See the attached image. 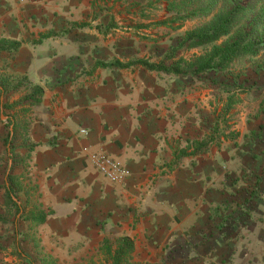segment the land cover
I'll return each instance as SVG.
<instances>
[{"label":"crops","instance_id":"1","mask_svg":"<svg viewBox=\"0 0 264 264\" xmlns=\"http://www.w3.org/2000/svg\"><path fill=\"white\" fill-rule=\"evenodd\" d=\"M94 2L0 0V73L40 91L14 175L46 214L42 237L104 264H264L263 149L245 133L202 142L192 97L123 65ZM84 147L121 177L104 178Z\"/></svg>","mask_w":264,"mask_h":264},{"label":"rangeland","instance_id":"2","mask_svg":"<svg viewBox=\"0 0 264 264\" xmlns=\"http://www.w3.org/2000/svg\"><path fill=\"white\" fill-rule=\"evenodd\" d=\"M94 3L101 6L97 20L105 21L107 31L112 29L116 49L129 55L132 58L129 62L145 60L161 64L163 70L151 71L179 85L192 97L198 108V112L193 109V119L203 120L202 142L220 144L245 133L249 140H255L254 151L262 148L264 152V0H95ZM236 5L242 9L235 12L228 35L206 44L190 45L193 39L189 33H200L205 25L228 15ZM238 34H246V39L228 51ZM4 48L0 43V51ZM0 88V264H30L19 251L28 255L33 264H104L97 252L80 257L60 246L63 241L58 237L47 242L40 223L30 219L40 212L38 204L33 198H26L32 196L28 191L20 193L14 172L23 169L24 163L25 168L28 165L23 160L25 155L20 157L16 148L29 124L36 89L4 73H0ZM9 130L13 131L8 137ZM185 146L191 150L195 147L193 143ZM9 154L13 163L7 180L20 210L10 203L5 192V175L11 165Z\"/></svg>","mask_w":264,"mask_h":264},{"label":"trees","instance_id":"3","mask_svg":"<svg viewBox=\"0 0 264 264\" xmlns=\"http://www.w3.org/2000/svg\"><path fill=\"white\" fill-rule=\"evenodd\" d=\"M239 9H242V7L240 5H236L234 6L233 10L226 16L222 15V18L218 17L215 18L214 20L211 21L210 25H205L203 27V29L200 31V33L194 31L192 34L189 33L188 35L190 36V39H193V43H191V46H195V45H202V44H206L215 40H218L219 38H221L222 36H226L230 33V26L229 24L232 23L235 19L234 17H236V13ZM238 39L235 41H232L231 44H229L230 46L228 47V51H233V49L238 46L241 42H243L246 39V34H238ZM233 38V37H232ZM18 44H13V45H9V47H16ZM138 63H141L144 65V67H146L148 70H163L164 68H162V66L160 65H156L154 63H149L145 60H139L137 61ZM135 62V63H137ZM131 63H134L132 61L123 64V65H130ZM120 65V64H118ZM205 67V66H204ZM1 88H0V92H1ZM37 96H40V91H36ZM38 102V98L34 101V103ZM13 130H9L8 131V137L11 136ZM6 148H9V145H6ZM9 158L10 161L12 160L11 158V154H9ZM12 161H11V165L8 169V171L6 172L5 175V182H6V187H5V192H6V196L7 198L10 200V203L12 205H14L18 210H20V206L18 205V201L15 200V196H14V192L13 189L11 187V185L9 184L8 180H7V175L10 173L11 169H12ZM19 212V211H18ZM45 217L46 214L43 212H40L39 214H36L35 216H32L30 219L32 221H35L37 223H43L45 221ZM125 247H123V250L125 248H127L128 250L131 248L130 243L125 241L124 244ZM20 255L22 257H24L30 264H33L32 259L24 254L23 252L19 251ZM121 250L118 251L117 256H120L121 254Z\"/></svg>","mask_w":264,"mask_h":264},{"label":"built area","instance_id":"4","mask_svg":"<svg viewBox=\"0 0 264 264\" xmlns=\"http://www.w3.org/2000/svg\"><path fill=\"white\" fill-rule=\"evenodd\" d=\"M81 132L84 133L85 131L81 130ZM82 151L93 163L96 171L104 178L111 182H115L121 177L122 168L112 157L105 153L89 151L86 147H84Z\"/></svg>","mask_w":264,"mask_h":264},{"label":"water","instance_id":"5","mask_svg":"<svg viewBox=\"0 0 264 264\" xmlns=\"http://www.w3.org/2000/svg\"><path fill=\"white\" fill-rule=\"evenodd\" d=\"M1 117H3V115L1 114Z\"/></svg>","mask_w":264,"mask_h":264}]
</instances>
